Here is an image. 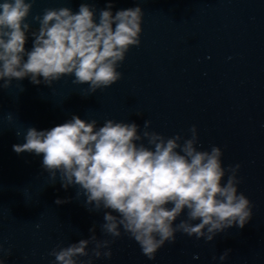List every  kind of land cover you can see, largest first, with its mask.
<instances>
[{
  "label": "water",
  "instance_id": "water-1",
  "mask_svg": "<svg viewBox=\"0 0 264 264\" xmlns=\"http://www.w3.org/2000/svg\"><path fill=\"white\" fill-rule=\"evenodd\" d=\"M84 2L96 9L98 22L108 0H35L26 50L39 28L33 17L48 8L75 13ZM136 6L144 12L141 43L126 53L117 69L122 78L111 87L85 97L88 85L64 76L51 87L25 78L0 89V203L54 248L89 238L93 225L99 240H113L100 228L105 210L89 211L76 186L64 189L59 173L50 178L42 154H17L13 145L25 143L27 128L48 130L73 115L98 127L109 119L135 122L141 134L149 120L148 131L165 138L190 139L195 125L198 150L220 147L225 169L240 165L238 193L251 201L252 219L211 242L177 233L154 260L122 235L110 245V259L92 257V264H264V0H113L111 10ZM185 218L186 210L175 223Z\"/></svg>",
  "mask_w": 264,
  "mask_h": 264
},
{
  "label": "clouds",
  "instance_id": "clouds-1",
  "mask_svg": "<svg viewBox=\"0 0 264 264\" xmlns=\"http://www.w3.org/2000/svg\"><path fill=\"white\" fill-rule=\"evenodd\" d=\"M33 3H0V89L25 78L51 87L64 76H74V84L88 85L86 97L122 78L118 67L130 48L141 43L144 12L140 6L113 14V0H108L107 7L99 10L98 22L96 9L87 2L75 13L68 7L45 9L42 16L33 17L39 28L31 31L32 48L26 50L30 31L26 20ZM150 123L144 121L141 134L135 122L109 119L98 127L96 120L73 115L48 130L29 127L25 143L13 145L17 154H42V167L50 178L55 181L59 173L64 189L76 186V198L83 193L89 211L105 210L100 228L113 240H99L93 225L89 238L52 249L48 255L54 257V264H92V257L102 256L110 259V245L122 235L154 260L166 243H175L177 233L211 242L229 228L243 229L252 219L251 201L238 193L239 164L225 169L220 147L198 150L195 125L189 129L191 138L184 139L180 134L165 138L150 132ZM144 139L151 147L141 142ZM67 202L55 201L58 205ZM185 210L186 218L175 223ZM90 244H94L91 256ZM230 251L219 259L226 260ZM7 254L11 255V249ZM0 264H4L2 256Z\"/></svg>",
  "mask_w": 264,
  "mask_h": 264
}]
</instances>
